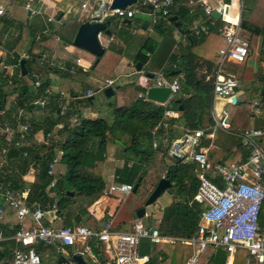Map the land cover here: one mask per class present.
<instances>
[{"label":"trees","instance_id":"obj_1","mask_svg":"<svg viewBox=\"0 0 264 264\" xmlns=\"http://www.w3.org/2000/svg\"><path fill=\"white\" fill-rule=\"evenodd\" d=\"M195 1L194 3H190L189 0L172 2L171 16L154 25V30L162 37V40L147 38L137 54V61L143 65L152 63L149 65L150 69L161 68L165 62H170L166 71L167 77L171 81L178 78L180 84V89L171 101V105L181 113L178 120H171V125L183 120L186 129L203 128L209 131V128L215 124L212 113V88L220 49L226 45V40L222 36L226 21L211 19L209 16L210 18L208 17L206 21L209 24V30L202 32L201 36L196 38L192 35L189 26L204 14V9ZM241 1L243 2L241 26L250 35L251 42L257 38L262 39L260 54L264 62V0ZM172 16H177V20L181 22L179 30L187 35L185 44L175 38L177 27L175 21L170 19ZM226 17L236 18L231 13H227ZM113 19V17L107 18L105 22H112ZM13 22L14 19L6 15L0 18V23L5 26H10ZM80 24V22L62 24L54 33L63 43L71 44ZM48 28L49 31L53 30V24L50 23ZM38 32L39 28L32 23H22L18 36L9 45L8 49L14 50L15 58L8 56L6 64H16V69L12 75L6 74L4 69L0 71V109L6 107L9 96L15 95L16 108L23 107L33 112L37 110V104L32 103L33 100L43 94L50 85L49 78L43 79L41 86L30 93V88L24 81L18 66L25 48L28 49V57L23 59L26 60L29 71L48 70L52 62L44 56L50 50H54L59 57L60 48L55 38L52 41V35L49 33L46 35L43 32L38 36ZM113 46L114 44L107 46L105 53L93 67H99L106 62L108 55L114 50ZM151 54L152 58L149 56ZM96 59L95 56L94 60ZM155 60L158 65H155L157 63ZM125 88L124 103L120 106L113 105L112 122L102 117L91 119L83 116L82 110L76 103H71L70 109L63 115L58 112L61 106L59 96L51 97L49 103L44 106L47 110L44 119L31 120L33 128L30 132L31 136L40 128L44 129L47 135L73 113L78 115L79 122L71 127L64 125L67 136L62 141L55 136L42 144L33 141L25 148L28 152L26 157L11 163V170L7 166L4 168L6 176L4 180L12 182L17 189L22 188L25 185L23 176L34 167L36 178L32 184V191L28 195L29 202L39 201L43 207L50 209L53 202L57 200L54 212L63 220L64 226L82 224L90 217L89 207L103 195L106 187L103 178L105 161L113 155L115 145L121 144L125 149L126 161L123 167L116 170L118 181L133 184L134 187L138 185V190L143 182L156 187L163 177L169 179L172 184L170 192L175 200L161 220L159 231L161 234L172 237H191L198 230L199 219L204 210L203 205L194 199L199 186L197 163L184 160H174L171 164L168 162L170 146L164 149L160 144L155 148L152 134L154 128L163 120L166 107L147 100L146 97H139L142 89L136 87L134 83L127 84ZM239 88L245 90L246 98L237 101L236 106L255 99L264 103V66L259 69L257 78L249 81L243 79ZM75 107L77 109H74ZM242 115L240 112L235 114L231 124L233 127L246 128L250 119L254 117L251 107ZM263 122L261 121L257 126L263 127ZM215 133L213 140L205 139L203 143L206 148L213 143L223 151L224 154L220 159L222 163L229 164L248 159L250 151L238 136L221 129ZM59 148L62 150V155L54 167L57 175L54 188L55 199L49 196L47 190L52 181V177L48 175V168ZM11 150L12 154L18 149L13 147ZM11 159L12 155L8 156L7 161ZM132 161L133 163L130 164ZM18 227L16 224L13 229L6 227L3 229L6 235L11 236L15 234ZM3 244L6 252L0 253V258L10 259L14 241H6ZM177 245H179L178 242L152 243L149 239H143L141 251L143 254L150 255L151 260L148 264H170ZM42 247L38 246L40 252ZM92 248L97 253L100 248L103 249L101 245L96 246L94 243ZM160 255L162 260H159ZM228 256L229 253L224 247L208 246L199 254V261L206 264H225ZM248 258L247 250L238 249L234 254L233 264H247ZM103 260V264H106V260L104 258ZM249 264L261 263L253 260Z\"/></svg>","mask_w":264,"mask_h":264},{"label":"built area","instance_id":"obj_2","mask_svg":"<svg viewBox=\"0 0 264 264\" xmlns=\"http://www.w3.org/2000/svg\"><path fill=\"white\" fill-rule=\"evenodd\" d=\"M209 1H195L203 7L206 16H211L215 10ZM172 2L174 0H140L132 6L108 10L102 15L100 21L105 22L110 16L132 18L137 14L148 13L154 26L160 20H167L171 16ZM189 2L194 3V0H189ZM43 4L44 0H27L24 8L31 15L46 12L48 14L51 5L46 3L43 7ZM221 9L224 13V9ZM6 12V8L0 6V18ZM224 15L226 24L222 35L226 40V45L220 49L219 66L214 74L212 88L213 99L225 98L233 103V98L238 95L240 82L235 75L224 73L223 68L228 62L246 63L250 54V39L241 26V16L229 19L226 14ZM55 19V14H48V21H55ZM104 34L100 31L98 38L101 39ZM3 55L15 58L14 50L5 49L0 41V58ZM45 56L48 55L45 54ZM27 57V53L21 54V59ZM11 66L9 69L6 68L5 72L8 75L13 74L16 65ZM7 71L10 72L7 73ZM23 77L32 88L37 89L42 84L41 78L36 73L27 72ZM153 78L154 86L169 87L171 90L168 99L163 103L166 107L164 118L152 132L155 136L153 146L157 148L160 145V138L168 141L171 120H177L180 117V111L171 105V101L180 89V84L178 78L169 80L163 69L156 71ZM113 83V79L108 81V84ZM87 91L85 98L94 94L92 90ZM43 92V95L34 99L32 103L42 107L46 106L53 92L50 87ZM60 95L65 96V92H60ZM140 96L142 97L143 94L140 93ZM253 108L255 115L264 121V103L255 102ZM67 109V104H63L62 110ZM229 118L230 110L224 108L209 131L203 128L190 129L182 137L186 160L197 163L199 186L194 199L203 205L204 210L199 219L196 234L191 237H170L161 234L159 229L147 227L142 220H137L131 231L115 230L110 219L105 221L102 228L91 223H80L73 226H48L43 223L45 208L42 204L37 203L31 209L22 191L15 188L12 182L4 180L3 175L11 148H19L22 157L28 155L25 145L32 130V124L23 107L11 112L5 108L0 109V142L4 143L0 148V195L15 209L21 224V227L11 236L0 230V253H4L1 249L4 242L14 241L10 259L0 258V264H44L43 254L38 250V246L61 248L82 244L84 250L90 252L93 241L104 245L110 255V260L115 264H148L151 257L141 251L143 239H149L152 243L179 241L193 246L194 252L185 264H205L199 261V254L204 252L208 246L224 247L228 251L229 256L225 264H233L234 254L238 249H245L249 252L248 262L255 260L257 263L264 264V126L246 129L233 128ZM74 121L77 122V118ZM217 128L231 134L234 133L242 140L244 146L250 151L247 160L230 164L211 161L209 151L204 147L203 142L205 139H213ZM52 135V132L47 133L46 140L53 138ZM58 160L59 157H55L48 168V175L52 177L48 192L49 196L55 199L54 188L57 176L54 167ZM133 190V184L115 182L103 190V196H110L115 192L128 194ZM56 207L55 201L49 210L54 211ZM2 213L3 208L1 207L0 215ZM29 214H32L34 224L27 226L22 222Z\"/></svg>","mask_w":264,"mask_h":264},{"label":"crops","instance_id":"obj_3","mask_svg":"<svg viewBox=\"0 0 264 264\" xmlns=\"http://www.w3.org/2000/svg\"><path fill=\"white\" fill-rule=\"evenodd\" d=\"M54 1H56L57 3V2H63L65 0H54ZM139 1L140 0H137L136 3H138ZM26 2L27 0H7L6 5H0L6 8L7 12L5 15L9 18L14 19L13 24L10 26H5L2 23H0V41L2 42L5 49H8L9 45H11L12 40H14V38L17 37L20 32V24L27 23V22L28 23L30 22L36 28H39L38 36L40 34H43L44 32V34L49 33L50 35H52L51 37L52 41H54L53 38H55V41L58 42L59 48H60L59 57L57 56V53L54 52V50H50L46 52L45 54H47L48 56H44L46 58H49V60L52 62V65L50 66V68L44 72H38L37 70L29 71L27 69V72L36 73L41 78L42 81L43 79H46V78L50 79V85L48 87H50L53 92L52 97L57 96L58 98L59 96L60 101H61L60 103L61 106H60V109L58 110L59 112H61L63 115L66 114V112L70 109L71 103H74V104L76 103L77 107L80 109H81L80 105H86L87 109H85V111L81 109L83 116L87 118H91V119H96L100 117L99 112L95 111L94 107L87 106V104L85 103L86 98H89L92 100L94 99L95 93L100 92V91H105V90H108V88H111V90H109V94H107L106 91L105 93L108 97L115 96L117 99L116 105L120 106L124 103V100H125V91H124L126 90L125 86L130 83H134L136 87H139L142 89L139 92V97H141L140 93H142L143 94L142 97H146L147 100H150L147 96V93H148V89L154 86V78H153L154 75L153 74L160 69H163L166 72L170 66L169 65L170 62H165L163 66H161V68L157 67L154 69L152 68L150 69L149 65H151L152 63L143 65L140 61H137V54L139 50L141 49V46L143 45V43H145L147 38H154L156 41L162 40V37L159 36V34H157V32L154 30V26L151 23V16L148 13L137 14L132 18H119L116 16H110L114 18L113 21L106 22V23H107V28L110 25V28L108 29L111 31V33H107L106 31H103L105 34L100 39V41L105 49L107 48V46L114 44L113 46L114 50L113 52H110V54L108 55V59L105 60L106 62L103 64L102 67L95 68L93 67L96 64V60H97V59L94 60L96 56L95 54H93L89 50H86L84 48H81L75 45L74 39H73V43L71 44L63 43L60 37L57 36L54 32L62 24H65V23H75V22L82 23L88 20H91V21L99 20L100 21L103 14L99 17L100 15L99 10H100V6L102 5L101 2H103V0H85V1H82V3H80L81 6H76L75 5L76 3L73 4L75 5L73 9L70 3H65V7L60 8L58 7V5H56L55 2L50 1V0H44L43 7H45L44 5L46 3L51 5V9L48 11V14L50 15L55 14L56 15L55 21L47 20L48 19L47 12L31 15L24 8L25 6L24 4ZM209 2H211L215 10H221V8L224 9L225 6L228 5L229 6L228 13H231L233 17L241 16V21H242L243 2L241 0H210ZM13 4H17V6H19L20 9L22 8L24 9V11H26L27 16L25 19H22L20 15L21 12H17L16 14L14 13V11L12 10ZM224 14L225 13H222L223 16ZM208 17L209 16H206L204 13L198 20H196L192 25L189 26L190 30L192 31L193 36H195L196 38H199L202 32H207L209 30V24L206 23ZM210 17L211 19H217V18H213L212 15ZM221 19H224V17ZM177 22H179V24H176L175 22V25L177 27V30L175 31V38L178 41H181V43L185 44V42L187 41L186 40L187 35L183 34L182 31L179 30V26L181 22L179 20H177ZM50 23H52L54 27V29L53 30L51 29V31H49V28L47 29ZM211 25H212V22H211ZM243 30L246 32V34H248L245 29ZM103 38L106 39L105 42H103L104 40ZM249 38H250V35H249ZM260 44H262L261 38H257L256 40L252 41L249 44L250 54H249V57L246 63L238 64L235 62H228L226 70H224V73H230V74L235 75L236 77L238 75L237 78L240 84L243 81V79L245 81H249V80H253L257 78L259 69L264 66V62L261 60V54H260L261 45ZM27 51L28 49L25 48V50L22 53H27ZM8 56L6 55L1 56L0 71L2 69L6 71V68L9 69L10 67H12L11 66L12 64L10 65L6 64V58ZM149 56L150 58L153 57L152 54ZM251 57H252L254 65L248 66V61ZM155 62L157 61L155 60ZM138 63H141L140 69L137 66ZM19 64H20V70H21L20 72L22 75H24L21 69V61ZM155 65H158V62ZM218 66H219V61L215 69V72ZM15 69H16V66L14 67L13 72L15 71ZM10 71H7V73ZM104 71H112V75L109 76ZM110 79L114 80L113 84H108V81ZM67 85L70 86V89H68ZM27 86L30 88V93L34 92V90L36 91V89L32 88L30 85L27 84ZM115 86H117L118 90L115 89ZM238 89L239 90H238V95L236 97V100L235 101L233 100V104L235 105L237 101H241L242 99L246 98L245 90L240 89L239 87ZM87 90L94 91V94L85 98L84 96L88 92ZM60 92H65V96H61ZM40 95H43V94H40ZM40 95H38L37 97H39ZM71 97H73V99H71ZM153 102L163 105V103H160L157 101H153ZM255 102H261V100L255 99L254 103ZM16 103H17L16 96L15 95L9 96L7 98L5 109L17 110L18 108H21V107L16 108ZM230 103H231L230 100L225 99V98H217L215 100L213 99L212 113H213L214 120L216 119V117H218L221 114L222 109L228 108L230 110L229 121L232 124V121L235 118V114L233 110L229 108ZM254 103H253V106H254ZM63 104H67L68 109L66 111L62 110ZM74 109H77V108L75 107ZM252 111H253L254 117L250 119L249 125L246 128H257L258 127L257 124L263 121L261 117H259L258 115H255L254 108H252ZM46 114H47V110L44 107L38 106V105H37V110L33 112L26 110V116L30 120V122L33 118L41 121L44 119ZM75 118H77V122L74 121ZM112 120H113V114H112L110 121L112 122ZM10 121L13 123L12 119H10ZM78 122H79L78 115L73 113L69 118H66L65 121L60 122L59 125L55 127V129L52 131L53 133L52 136L53 137L55 136L60 141L64 140V138L67 136L66 135L67 131L64 125L67 124V126L71 127L77 124ZM233 128L246 129V128H241V127H233ZM218 129H221V128H217L215 132H217ZM187 130L189 129L185 128V122L181 120L177 122L176 124L171 125L169 129V133H168L169 134L168 141H164L162 138H160L159 140L160 144H162L164 149L170 146L169 157H168V162L170 164L173 163L174 160L178 161L175 158H173V156L171 155V153L173 152V144L176 141L182 140V137ZM45 135H46L45 131L42 128H40L32 136L30 133L28 135L29 137H28V141L26 142L25 148L30 146L33 141L39 144L44 143L46 141ZM215 136H216V133H215ZM154 140H155V136H153V142ZM2 145H4V143L0 142V148ZM17 149L18 150L17 151L15 150V152L12 154H11L12 150H10L9 152L8 156L12 155V159L10 161H7V164L5 165V167L6 166L9 167L10 170H11L10 166L12 165L11 163H16V161H18L19 158H23L21 156V150L19 148ZM207 149L209 151V157L212 162H221L220 159H222V156L224 153L219 147H217L215 144L212 143L210 144L209 147H207ZM60 150L61 149L59 148L57 151V155H56V157H59V160L62 155V153H60ZM124 150L125 149L121 144H116L114 147L113 155H111L110 158L105 161L104 168H103V178L106 183L105 188H108L112 183L119 182L117 178L118 175L116 174V170L118 168L123 167L126 161V153ZM181 153H182L181 160L187 161L185 157L186 153H185L183 144L181 146ZM0 158H1V153H0ZM234 162H238V161H234ZM132 163L133 161L130 162V164ZM197 172H198V167H197ZM3 175L4 177H6L5 173ZM35 178H36V171H35V168L33 167L22 178V180H24L25 182V185L22 188H19V190L22 191V194L25 197L26 203L31 207V209H33V207L37 203H40L39 201L29 202L28 200V195L32 191V184L35 182ZM146 185L148 186V191H149L148 197H149L152 191L155 189V187L149 184H146ZM170 188H168L166 191L170 192ZM47 190H48V187H47ZM133 191H137V189ZM166 191H163L160 194V196ZM131 193L124 194L120 192H115V193H112L110 196L102 195L95 203H93L89 207L90 217L83 222L95 224L98 228H102L103 225L105 224V221L110 219L112 222L113 228L115 230L131 231L133 229L134 223L137 220H142L147 227L159 229L161 220L165 216L164 211L166 207H162L160 209L159 211L160 216H157V217H154L153 215L154 211H150L148 207L149 205L142 207V208H145V214H143L142 216L138 215L139 210L142 209L140 205L136 207L135 209L136 211H133V209H130V207L125 208V209H120L119 204L122 203L127 196H130ZM120 195H123L125 197H121ZM174 200L175 198L173 196L172 203L174 202ZM1 207L3 208V213L0 215V230H2L5 233L3 228L6 227L9 229H13L16 226V224H18L19 226L17 228L18 230L21 227V224H20L19 218L17 217L15 209L7 203L6 199L3 196L0 195V208ZM62 221L63 220L59 216H56L54 211H51L45 208V219L43 223H46V225L48 226H60V225L64 226ZM33 222H34V218L32 214H29L24 220V222L22 223L28 226V225L34 224ZM177 242L179 245H177L175 248V252L173 253V258L170 264H172L174 261H177V260H181L182 262H184L185 256L183 255V252L181 249L183 245H180L182 242H179V241ZM93 243L96 244V246L100 245V244H97L95 241H93L92 246H93ZM167 243H173V242H167ZM182 244L189 245L186 243H182ZM101 246L103 249L100 248L98 250V253L94 252L93 248L91 249L90 252L85 251L84 246L82 244H77L75 246H62L61 248L56 247V246H49V247L43 246L41 249V253L48 256L49 249L50 250L56 249L57 251H59L58 257H59L60 264H80L78 261L74 259L76 255H80L84 259L86 264H103L104 262L103 258L106 260V264H115L110 260V257H109L110 255L105 250L104 245H101ZM1 249L4 252H6V247L4 244H2ZM62 258H65V260ZM159 260H162V255L159 256ZM249 263L250 262H248L247 264Z\"/></svg>","mask_w":264,"mask_h":264},{"label":"water","instance_id":"obj_4","mask_svg":"<svg viewBox=\"0 0 264 264\" xmlns=\"http://www.w3.org/2000/svg\"><path fill=\"white\" fill-rule=\"evenodd\" d=\"M137 2V0H103V2H101V6H100V10H99V17L105 13V11L107 10H111L114 8H125L127 6L133 5ZM224 13L227 14L229 11V6H225L224 8ZM225 16V15H224ZM222 15V9L221 10H214L212 12V17L213 18H217V19H221L224 17ZM61 18V16H60ZM171 21H175L176 24H179V22H177V16H172ZM100 31H106L107 33H111V31L107 28V23L104 21H99V20H88L85 22H82L81 25L78 28V31L75 35L74 38V44L84 48L86 50H89L90 52H92L93 54H95L97 56V60L96 63L99 61L100 57L103 56V54L105 53V48L103 47L100 39L98 38V33ZM138 68H141V63L137 64ZM21 69H22V73L26 74L27 73V67H26V60L23 59L21 60ZM154 75V74H153ZM169 87H156L153 86L151 88L148 89V93L147 96L150 100L152 101H157L160 103H165L166 100L168 99L171 90H169ZM109 90H111V88H108V90H105L107 92V94H109ZM234 101L236 100V98L233 99ZM40 106V105H38ZM59 112V111H58ZM183 142L180 141H176L173 144V152L171 153V155L173 156V158H175L176 160L180 161L182 159L181 155V146H182ZM171 182L169 179L167 178H162L158 185L155 187V189L152 191V193L150 194V196L147 198L146 200V205H150L152 204L163 191H166L168 188L171 187ZM138 188V185L135 186L134 190H136ZM73 193V192H72ZM143 214H145V208H142L141 210H139L138 215L142 216ZM65 260V258H62ZM74 259L76 261H78L80 264H86V262L84 261V259L80 256V255H76L74 257Z\"/></svg>","mask_w":264,"mask_h":264},{"label":"rangeland","instance_id":"obj_5","mask_svg":"<svg viewBox=\"0 0 264 264\" xmlns=\"http://www.w3.org/2000/svg\"><path fill=\"white\" fill-rule=\"evenodd\" d=\"M6 1L7 0H0V5H6ZM50 1H53L56 3V1H54V0H50ZM82 1H85V0H65L63 2H57L56 5H58V7H60V8H62V7H65V3H70L72 6V9H73L75 5L81 6L80 3H82ZM73 4H75V5H73ZM12 10L14 11L15 14L17 12H21L20 15H21L22 19H25L27 16L26 11H24V9H22V8L20 9L19 6H17V4H13ZM105 41H106V39L103 40V42H105ZM251 65L252 66L254 65L252 57L248 61V66H251ZM102 66L103 65H101L97 68H100ZM226 67H227V63L224 65L223 69L226 70ZM104 72L109 76L112 75V71H104ZM237 77H238V75H237ZM67 86H68V89H70V86L69 85H67ZM115 89H117V86H115ZM85 103L87 104L88 107H90V106L94 107L95 109L94 108L93 109L95 111L99 112L100 117H103V118L110 121L112 114H113V105H116L117 99L115 96L108 97L106 95L105 91H100V92H97L94 94V99L91 100L89 98H86ZM252 103H254V100H248V102L246 104L241 105V106H236L235 104L230 103L229 108L233 110L234 114L240 112V114L242 115L243 113L247 112V110L249 111L250 107H251V109L253 108ZM80 107L83 111H85V109H87L86 105H80ZM242 117H243V115H242ZM148 194H149L148 186L146 185V183L143 182L137 191H133L130 196H127L124 199V201L119 204L120 209H125V208L130 207V209H133V211H136L135 209H136V207H138V205H140L141 208L146 206L145 202L148 198ZM120 196L125 197L123 195H120ZM172 201H173V195L169 191H166L153 204L149 205L148 207H149L150 211H154V213H153L154 217H157V216H160L159 211L162 207H166L164 212L167 213V209H168L169 205L172 203ZM180 245H183L181 247V249H182L183 255L185 256L184 257V262H185L186 259H188V256H190V255L192 256L194 249H193V246L191 247L189 245H185L182 243ZM58 256H59V251H57L56 249L55 250L49 249L48 256L43 254V263L44 264H60ZM184 262H182L181 260H177V261H174L172 264H185Z\"/></svg>","mask_w":264,"mask_h":264}]
</instances>
